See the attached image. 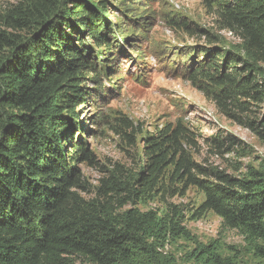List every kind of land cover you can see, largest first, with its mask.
Listing matches in <instances>:
<instances>
[{
	"label": "trees",
	"instance_id": "1",
	"mask_svg": "<svg viewBox=\"0 0 264 264\" xmlns=\"http://www.w3.org/2000/svg\"><path fill=\"white\" fill-rule=\"evenodd\" d=\"M17 1L0 16V264L151 261L157 240L187 237L181 212L170 206L158 218L123 207L158 196L182 197L189 188L203 196L194 219L211 212L264 260V170L247 167L232 176L199 166L187 150L194 144L180 121L143 139L144 162L132 185L102 181L95 198L82 196L79 165H93L94 159L82 140L86 130L78 111L106 90L101 79L103 73L111 75L112 62L99 58L100 52L114 58L122 43L132 47L140 38L119 37L127 19L137 33L145 24L128 16L114 27L110 0ZM201 2L222 30L241 41L242 55L221 48L197 27L173 22L172 28L206 42L185 58L188 80L221 114L264 142V0ZM120 131L113 130L134 142ZM234 144L219 138L208 145L221 155ZM110 183L114 187L108 189ZM193 258L236 264L212 245L196 250Z\"/></svg>",
	"mask_w": 264,
	"mask_h": 264
},
{
	"label": "rangeland",
	"instance_id": "2",
	"mask_svg": "<svg viewBox=\"0 0 264 264\" xmlns=\"http://www.w3.org/2000/svg\"><path fill=\"white\" fill-rule=\"evenodd\" d=\"M136 3L135 0L131 3L110 0L109 22L116 27L128 16L138 18L145 24L143 33H137L127 19L122 26L123 36L119 37L137 35L140 38L133 40L132 47H126L121 41L122 52L114 58L100 52L99 58L112 62L111 75L107 78L103 73L101 79L106 90L78 111L80 126L86 130L82 131V140L94 159L93 165H79L85 186L82 196L95 198L102 181L114 179L116 183L132 185L144 162L143 139L176 121H180L189 133L194 145L187 150L199 166L232 176L243 174L247 167L264 170V142H259L248 130L221 114L188 80L184 66L189 61L184 63L185 58L205 47V40L172 28V23H187L192 30L197 27L216 38L221 48L240 55L241 41L221 29L201 0H141ZM17 5V0H0V16ZM133 50H138V57ZM87 86L94 85L87 81ZM125 123L131 129L124 127ZM114 129L132 136L134 142L128 143L117 136ZM219 138H231L235 142L221 155L208 145L212 139ZM107 187L114 186L110 183ZM202 200L199 191L189 188L182 197L158 196L135 206L125 205L123 211L136 208L143 213H156L158 218L166 214L170 206H175L181 212V225L188 233L184 238L157 240V246L153 247L155 261L141 257L135 259V264H202L196 262L193 255L196 250L210 245L220 256L236 264H264V260L253 256L240 235L223 227L221 220L211 212L197 219L192 217Z\"/></svg>",
	"mask_w": 264,
	"mask_h": 264
}]
</instances>
